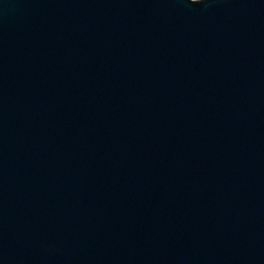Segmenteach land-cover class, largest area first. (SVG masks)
<instances>
[{
  "label": "water",
  "instance_id": "water-1",
  "mask_svg": "<svg viewBox=\"0 0 264 264\" xmlns=\"http://www.w3.org/2000/svg\"><path fill=\"white\" fill-rule=\"evenodd\" d=\"M0 264H264V0H0Z\"/></svg>",
  "mask_w": 264,
  "mask_h": 264
},
{
  "label": "snow or ice",
  "instance_id": "snow-or-ice-1",
  "mask_svg": "<svg viewBox=\"0 0 264 264\" xmlns=\"http://www.w3.org/2000/svg\"><path fill=\"white\" fill-rule=\"evenodd\" d=\"M193 4H201V0H191Z\"/></svg>",
  "mask_w": 264,
  "mask_h": 264
},
{
  "label": "clouds",
  "instance_id": "clouds-1",
  "mask_svg": "<svg viewBox=\"0 0 264 264\" xmlns=\"http://www.w3.org/2000/svg\"><path fill=\"white\" fill-rule=\"evenodd\" d=\"M206 2H207V0H202L201 4L206 3Z\"/></svg>",
  "mask_w": 264,
  "mask_h": 264
}]
</instances>
